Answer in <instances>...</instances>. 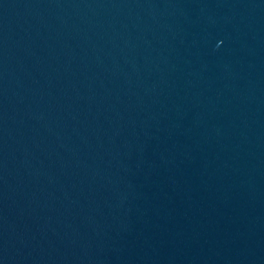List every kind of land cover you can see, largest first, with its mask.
I'll return each mask as SVG.
<instances>
[{"label":"water","instance_id":"water-1","mask_svg":"<svg viewBox=\"0 0 264 264\" xmlns=\"http://www.w3.org/2000/svg\"><path fill=\"white\" fill-rule=\"evenodd\" d=\"M0 264H264V0H0Z\"/></svg>","mask_w":264,"mask_h":264}]
</instances>
